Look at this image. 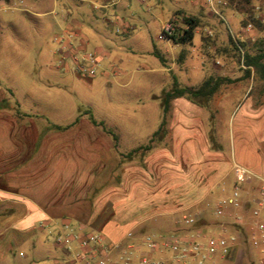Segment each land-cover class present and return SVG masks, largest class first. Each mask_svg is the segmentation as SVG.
<instances>
[{"label":"rangeland","instance_id":"rangeland-1","mask_svg":"<svg viewBox=\"0 0 264 264\" xmlns=\"http://www.w3.org/2000/svg\"><path fill=\"white\" fill-rule=\"evenodd\" d=\"M253 3L264 16V0ZM218 9L223 17L204 0H1L0 112L24 116V126L20 122L14 140L24 141L25 151L41 145L54 124L66 125L78 117L81 123H88L91 115L111 127L121 150L129 151L146 144L159 128L161 95L172 87L174 76L182 85L193 87L209 76L231 78L233 81L222 84L208 106L191 101L211 115L209 124L216 136L211 147L221 156L216 161H226L224 164L232 168L200 205L199 218L195 217L197 223L192 227L202 229L206 236H236L228 256L217 257L211 264H264V242L257 228L260 217L254 215L256 209L264 212V181L253 176L251 182L241 185L239 208L226 207L223 215L216 212L219 200L233 192L236 165L264 177V79L253 68L247 73L241 52L234 47V43L245 42L243 49L254 51L264 30L244 29L242 20L246 17L232 6ZM176 10L202 20L192 43L176 44L165 36V24ZM89 54L98 61L94 74L85 70L91 67L85 59ZM162 58L169 64H163ZM127 153L124 157L128 159ZM150 169L152 174L159 170L154 163ZM4 181L0 179V185H7ZM11 189L19 190L9 186ZM144 195L121 202L119 229L132 224L135 215L130 212L140 213L141 207L151 203L152 197ZM8 196L7 201L0 196V264L72 258L56 242V223L63 226L69 222L77 230L76 220L34 217L24 202L16 210L15 203L21 199L12 201L16 197ZM107 197L90 198L94 208L103 207L102 219L109 216ZM6 203L8 210H1ZM155 209V217L130 230L132 238L183 234L179 229L186 224L182 213ZM226 214L243 219L241 223L227 222L223 231L219 225ZM97 232L104 234L101 228ZM77 245L73 243L74 251Z\"/></svg>","mask_w":264,"mask_h":264},{"label":"crops","instance_id":"crops-1","mask_svg":"<svg viewBox=\"0 0 264 264\" xmlns=\"http://www.w3.org/2000/svg\"><path fill=\"white\" fill-rule=\"evenodd\" d=\"M167 68L173 71L172 67ZM193 105L183 97L176 98L168 114L164 138L151 150L128 159L124 153L130 150H121L119 138L115 142L102 125L81 123L79 117L61 125L68 126L65 129H57L56 125L60 124H54L41 145L32 152L25 151L26 143L14 140V131L19 130L20 122L24 126V116L19 112H0V179L7 184L0 185V196L5 197V201L8 195L16 197L12 201L21 199L16 201L15 209L24 202L34 217L73 219L84 227L85 233H95L101 228L102 235L109 241L126 238V230L144 226L155 217L153 212L157 207H163L164 213H182V216L198 219L200 205L214 194L215 187L229 176L232 168L224 164L226 161L223 164L216 161L220 151L211 147L216 141L209 124L211 115H207L206 108ZM153 163L159 168L158 173H151ZM27 180L34 181L28 183ZM9 186L19 190H9ZM144 194L152 197L151 203L141 207L140 213L130 212L135 215L132 224L119 229L122 225L117 214L122 212L121 202ZM62 195L65 198L62 199ZM95 195L99 196L97 199L108 196L109 216L103 219V207L94 208L91 203L90 198ZM2 207L9 208L7 203L1 205V210ZM234 218L226 214L221 221L228 228L226 223ZM192 226H180L181 236L202 231ZM140 239L135 238L136 241Z\"/></svg>","mask_w":264,"mask_h":264},{"label":"built area","instance_id":"built-area-1","mask_svg":"<svg viewBox=\"0 0 264 264\" xmlns=\"http://www.w3.org/2000/svg\"><path fill=\"white\" fill-rule=\"evenodd\" d=\"M217 15L222 16L219 7L229 6V0H204ZM264 21V16H263ZM252 25L247 27L251 30ZM165 32L171 29V24H165ZM164 36V35H163ZM166 36V34H165ZM242 62L245 58V50L239 45ZM85 59L91 67L85 68L87 72L94 74V67L97 64L95 55L89 54ZM256 176L250 169L243 165H236V181L233 192L230 196L219 200L217 214L223 215L226 207L237 209L241 206L239 196L241 185L252 181ZM262 181L264 178L259 177ZM254 215L260 217L257 228L262 234L264 242V212L259 209L254 210ZM183 219L187 225H195L197 220L191 215H184ZM242 216L236 215L235 223H241ZM59 234L56 242L63 247L66 253L71 254L69 260L57 259L47 263L38 264H211L217 257L226 258L236 243V236H225L213 234L207 235L202 231L190 234L188 237L172 235L170 237H159L146 234L139 241L132 238L133 232L127 233V238L117 241H109L100 233H85L84 227L78 226L75 230L71 223L67 222L63 226L56 223ZM223 231L226 226L221 223ZM200 238H205L202 240ZM77 242L78 249L74 251L73 243ZM156 254H159L156 257Z\"/></svg>","mask_w":264,"mask_h":264},{"label":"trees","instance_id":"trees-1","mask_svg":"<svg viewBox=\"0 0 264 264\" xmlns=\"http://www.w3.org/2000/svg\"><path fill=\"white\" fill-rule=\"evenodd\" d=\"M253 2L254 0H229V6H232L237 12L246 17V19L242 20L244 29L252 25L253 28L264 30L263 15L259 13L260 10H257ZM168 22L171 24V29L165 32L166 36L176 44H188L194 41L197 29L201 26L202 20L197 15L187 13L184 10H176ZM240 43H234L235 49L239 52V45L241 47L246 46L245 42ZM162 62L166 64L165 58H162ZM244 63L247 66V73L250 74L253 68L256 74L264 79V37L258 41V45L255 46L254 51L245 50ZM173 79L172 87L164 90L161 95L163 118L159 128L152 134L146 144L130 150L126 154L128 157H132L138 152L152 149L164 138L167 133L168 114L176 98L183 97L199 105L208 106L222 84L233 81L231 78L225 76H209L199 86L193 87L182 85L175 76ZM90 120L95 124L102 125L104 129H107L113 135L115 142H118L117 134L109 130L104 121L97 120L93 115L90 116ZM66 127L68 126L56 125L57 129H65Z\"/></svg>","mask_w":264,"mask_h":264}]
</instances>
